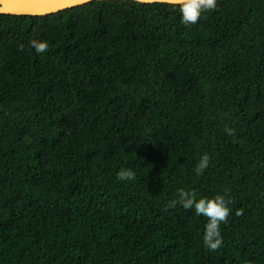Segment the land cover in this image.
<instances>
[{"label":"trees","instance_id":"1","mask_svg":"<svg viewBox=\"0 0 264 264\" xmlns=\"http://www.w3.org/2000/svg\"><path fill=\"white\" fill-rule=\"evenodd\" d=\"M181 187L228 190L218 251ZM0 264H264V0L0 14Z\"/></svg>","mask_w":264,"mask_h":264},{"label":"clouds","instance_id":"2","mask_svg":"<svg viewBox=\"0 0 264 264\" xmlns=\"http://www.w3.org/2000/svg\"><path fill=\"white\" fill-rule=\"evenodd\" d=\"M174 9H178L180 22L184 26L195 25L201 20L205 13L214 12L218 8V0H170ZM31 48L36 54H44L49 51L50 44L46 39H33L30 41ZM228 136H234L235 129L226 127L224 129ZM212 157L208 153H203L195 165V174L202 175L209 167ZM136 173L132 168L122 167L116 173L118 181H134ZM227 197V198H226ZM232 203L228 190L223 194L216 193L211 196L198 195L195 188H178L176 198L171 199L165 205V208H175L177 205L185 210H194L195 215L207 218L203 230V244L210 251L215 252L224 245V238L221 234V225L228 222L232 211ZM241 215V211H237Z\"/></svg>","mask_w":264,"mask_h":264},{"label":"water","instance_id":"3","mask_svg":"<svg viewBox=\"0 0 264 264\" xmlns=\"http://www.w3.org/2000/svg\"><path fill=\"white\" fill-rule=\"evenodd\" d=\"M130 1L141 4H168L170 0H0V14L10 16L43 17L92 2Z\"/></svg>","mask_w":264,"mask_h":264}]
</instances>
